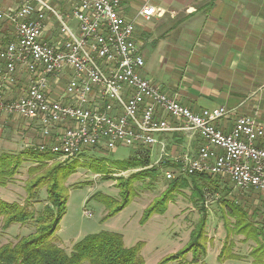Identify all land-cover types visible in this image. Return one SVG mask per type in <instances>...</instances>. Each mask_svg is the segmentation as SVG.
<instances>
[{
	"label": "built area",
	"instance_id": "built-area-1",
	"mask_svg": "<svg viewBox=\"0 0 264 264\" xmlns=\"http://www.w3.org/2000/svg\"><path fill=\"white\" fill-rule=\"evenodd\" d=\"M66 2L76 33L53 0H22L6 11L0 1V22L13 28V38L0 45V119L32 125L39 141L30 146L60 149L58 160L117 148L151 153L157 146L149 167L166 181L223 177L242 193L264 196L263 125L239 116L230 130L219 129L231 114L225 107L193 112L143 78L136 24L120 15L119 0ZM154 13L145 4L139 16L148 21ZM56 23L50 37L47 27ZM173 134L197 139V149L169 153L158 136Z\"/></svg>",
	"mask_w": 264,
	"mask_h": 264
},
{
	"label": "rangeland",
	"instance_id": "rangeland-1",
	"mask_svg": "<svg viewBox=\"0 0 264 264\" xmlns=\"http://www.w3.org/2000/svg\"><path fill=\"white\" fill-rule=\"evenodd\" d=\"M54 2L60 4H49L59 14L65 8L68 10L66 0ZM64 19L76 33L79 23L72 18ZM58 26L56 23L53 27L58 29ZM8 36L13 37V32ZM38 141L37 131L27 122L19 119L0 122V154H26L14 177L5 187H0V200L25 204L28 169L36 165L27 154L52 158L47 165L77 162L74 173L65 182L66 212L57 233L58 244L66 253H70L73 246L86 236L111 232L122 235L127 248L143 243L140 255L144 263L158 264L164 257L182 250L190 242L191 233L197 232L204 220L205 238L202 242L207 245V255L202 264H264V196L261 194L242 193L223 177H209L207 181L193 184L188 181V187L175 188L157 173L155 167H149L158 157L157 146L151 153L150 149L137 154L129 148H117L114 152L86 151L58 160L54 157H61L48 152L34 153L35 146L30 145ZM146 154L150 163L149 168L143 169L138 161ZM123 181H129L128 189L121 186ZM197 188L202 189V194L196 191ZM123 189H127L130 203L106 219L107 211L98 196L121 201L125 198ZM38 199L40 202H33L30 210H41L46 201L44 189L39 192ZM160 201L165 202L166 212L142 222L144 210ZM85 212L91 217L85 216ZM237 213L243 221H238ZM32 232L33 223L14 224L7 230H2L0 223V245L15 242ZM220 253L223 255L221 261L218 259ZM190 258L188 254L187 260Z\"/></svg>",
	"mask_w": 264,
	"mask_h": 264
},
{
	"label": "crops",
	"instance_id": "crops-1",
	"mask_svg": "<svg viewBox=\"0 0 264 264\" xmlns=\"http://www.w3.org/2000/svg\"><path fill=\"white\" fill-rule=\"evenodd\" d=\"M0 1L6 11L22 0ZM119 1L120 15L136 24L143 78L193 112L225 107L231 114L219 129L230 130L239 116L264 127V0ZM145 4L155 12L148 21L139 16ZM63 10L71 18L69 7ZM47 28L55 38L57 30ZM11 32L0 22V45ZM161 138L172 154L198 147L197 139L182 134Z\"/></svg>",
	"mask_w": 264,
	"mask_h": 264
},
{
	"label": "trees",
	"instance_id": "trees-1",
	"mask_svg": "<svg viewBox=\"0 0 264 264\" xmlns=\"http://www.w3.org/2000/svg\"><path fill=\"white\" fill-rule=\"evenodd\" d=\"M34 151L39 152L35 148ZM25 155L0 154V187H5L9 179L14 177ZM27 156H30L36 165L28 169L25 204L0 200V223L2 230H7L14 224L25 226L33 223V232L18 238L15 242L0 245V264H145L140 255L143 243L127 248L122 235L111 232L86 236L73 246L70 253H66L58 244L57 233L66 212L65 182L74 173L77 162L47 165L52 158H39L33 153ZM138 163L141 168H148L150 163L148 154L144 158H139ZM189 179H175L169 182L175 188H184L188 187V181L193 184L201 180L207 181L209 177L194 176ZM128 183L129 181H123L121 186L128 189ZM43 189L46 193L43 207L39 211L30 210L33 202H40L39 192ZM126 190H121L125 192V198L121 201L108 196H98L99 202L107 211L106 219L121 212L130 203ZM197 190L202 194L201 188ZM166 210L165 202L160 201L144 210L142 222H146L155 214L163 215ZM237 214L238 221H241L242 218L239 217V213ZM204 227L205 222L202 220L200 229L191 233L190 242L179 252L164 257L158 264H202L207 255V245L202 242L205 238ZM188 254L191 256L189 261ZM218 259L220 261L223 259L221 253Z\"/></svg>",
	"mask_w": 264,
	"mask_h": 264
},
{
	"label": "bare ground",
	"instance_id": "bare-ground-1",
	"mask_svg": "<svg viewBox=\"0 0 264 264\" xmlns=\"http://www.w3.org/2000/svg\"><path fill=\"white\" fill-rule=\"evenodd\" d=\"M35 150L39 151V152H48L50 154H53V155H57V156H61V151L60 149H51V147H38V146H35ZM38 152V153H39ZM76 153H73V155H75ZM80 154V153H79ZM78 154V155H79ZM71 155V156H73ZM70 156V157H71ZM67 158V157H66Z\"/></svg>",
	"mask_w": 264,
	"mask_h": 264
}]
</instances>
